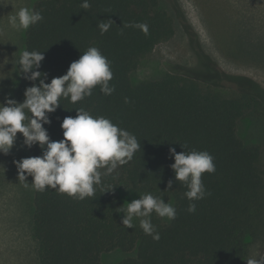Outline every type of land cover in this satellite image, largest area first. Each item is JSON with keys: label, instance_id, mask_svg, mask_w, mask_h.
<instances>
[{"label": "trees", "instance_id": "trees-1", "mask_svg": "<svg viewBox=\"0 0 264 264\" xmlns=\"http://www.w3.org/2000/svg\"><path fill=\"white\" fill-rule=\"evenodd\" d=\"M83 2L34 3L32 10L40 11L43 20L25 31L21 53L42 52L44 59L32 70L41 76L28 78L32 71L21 70L20 53L13 100L22 103L26 88L63 76L89 47H96L110 61L109 85L115 90L105 95L97 85L79 102L60 98L43 127L51 141H60L63 119L76 117V109L84 108L93 117L103 116L127 130L140 148L113 173L104 175L106 167L98 169L101 184L94 186L92 197L80 200L47 186L34 190L30 233L37 264H100V256L114 250L135 251L134 257L116 264H247L264 249V141L245 146L237 126L248 113L264 111V92L254 91L256 86L248 79L220 72H214L213 86L235 83L236 97H223L211 86L170 72L133 84L130 76L140 61L175 36L177 23L200 51L177 0H166L169 11L160 0H87V9L81 7ZM109 19L111 27L101 34L98 23ZM128 24H146L147 32ZM203 60L213 67L208 58ZM25 113L31 116L27 109ZM25 146L30 157L42 155L39 144ZM170 148L177 154L207 151L213 157L215 172L201 176L203 199L189 201L185 196L188 189L176 181L171 168L175 161ZM120 190H128L134 200L151 193L172 203L175 219L151 215L159 240L143 232L141 218H133L132 228L122 225L125 213L117 209L127 205L119 200ZM189 203H195V212L187 211Z\"/></svg>", "mask_w": 264, "mask_h": 264}, {"label": "clouds", "instance_id": "clouds-1", "mask_svg": "<svg viewBox=\"0 0 264 264\" xmlns=\"http://www.w3.org/2000/svg\"><path fill=\"white\" fill-rule=\"evenodd\" d=\"M81 7H90L84 0ZM43 20L40 11L27 7L20 8L15 15L9 16V24L16 29L27 30ZM112 20H101L97 27L101 34L108 31ZM126 27H136L147 32L146 24H128ZM44 59L42 52L24 50L19 59L23 72L38 68ZM41 76L39 71H32L31 80ZM113 73L110 61L96 47H89L79 58L70 64L66 74L52 78L50 83L40 82L39 86L26 88L22 103L6 98V103H0V153L7 154L12 148L17 133L24 137L28 147L39 144L43 149L41 156L22 158L15 161L19 178L25 180V173L33 177L32 186L39 191L45 187L57 189L61 193L77 197L80 200L92 197L95 187L101 184V167H106L104 175L114 172L118 165L127 164L140 144L136 137L127 130L119 128L108 118L93 117L84 108L76 109V117H65L61 123L64 139L51 141L43 124L49 123L47 113L54 112L60 98H69L76 103L92 94V89L99 85L101 92L110 95L115 89L110 87ZM127 102V100H126ZM27 109L31 116L25 113ZM27 121V123H25ZM184 147V146H183ZM169 152L174 156L171 165L176 181L184 182L185 196L189 201L201 200L206 191L201 180L203 173H214L213 157L207 151H184L176 153L175 148ZM168 187H172L169 181ZM124 212L122 225L133 227V218L140 219V227L146 235L159 240L151 222L155 212L161 218L173 220L176 217L174 206L165 203L162 198L151 193L140 196L139 199L127 203V207L117 209ZM188 212H195V203H189ZM247 264H264V256L253 257Z\"/></svg>", "mask_w": 264, "mask_h": 264}, {"label": "rangeland", "instance_id": "rangeland-1", "mask_svg": "<svg viewBox=\"0 0 264 264\" xmlns=\"http://www.w3.org/2000/svg\"><path fill=\"white\" fill-rule=\"evenodd\" d=\"M38 0H0V103L13 99L18 83L16 58L24 44L25 31L13 28L9 16L20 8L32 9ZM168 10L166 0H160ZM186 22L196 35L200 51L184 27L176 24L175 36L157 45L130 76L133 84L159 79L170 72L191 77L211 86L226 98L236 97L239 88L225 81L213 86L214 72L242 77L264 92V0H177ZM208 58L213 67L203 59ZM237 135L245 146L264 141V111L250 112L238 123ZM30 157L23 136L17 133L7 154L0 153V264H37L36 243L30 222L35 188L33 177L19 178L15 161ZM123 205L134 200L128 190L118 191ZM172 205V203H169ZM168 220L167 218H163ZM264 255V249L257 257ZM135 256V251L114 250L100 256V264H116Z\"/></svg>", "mask_w": 264, "mask_h": 264}]
</instances>
